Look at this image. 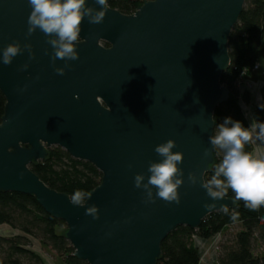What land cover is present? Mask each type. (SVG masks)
Returning a JSON list of instances; mask_svg holds the SVG:
<instances>
[{
  "label": "water",
  "instance_id": "1",
  "mask_svg": "<svg viewBox=\"0 0 264 264\" xmlns=\"http://www.w3.org/2000/svg\"><path fill=\"white\" fill-rule=\"evenodd\" d=\"M111 1L102 23L82 20L79 59L58 75L54 68L65 61L53 65L48 37L39 29L26 35L28 0H0V50L18 41L33 53L0 63V192L33 196L64 221L75 257L88 264H156L176 227L196 229L210 213L234 207L233 199H213L202 185L215 161L214 110L230 99L220 82L230 65L228 41L246 0H148L128 13ZM86 5L101 7L95 0ZM169 139L172 151L183 154L179 203H144L134 175L147 182L149 162L162 159L155 146ZM52 146L101 173L83 205L30 168ZM93 204L98 219L85 215Z\"/></svg>",
  "mask_w": 264,
  "mask_h": 264
},
{
  "label": "trees",
  "instance_id": "2",
  "mask_svg": "<svg viewBox=\"0 0 264 264\" xmlns=\"http://www.w3.org/2000/svg\"><path fill=\"white\" fill-rule=\"evenodd\" d=\"M148 0H116L110 3L124 13L136 11ZM264 0H246L237 23L232 28L228 53L229 67L222 72L220 82L230 92V99L219 104L213 114L215 135L217 125L225 117L240 121L245 128L249 124L241 108V102H250L249 90L240 91L237 81L242 71L248 72L259 61L260 51L264 59ZM263 48V49H262ZM5 98L0 92V118L3 115ZM264 81L260 87V102L255 106L257 122H264ZM244 151L251 153L253 144H245ZM214 165L204 176L207 184L221 163L223 150L214 147ZM39 178L46 184L64 191L69 197L79 190L89 193L101 181V173L91 163L75 159L59 146L48 149L45 159L30 164ZM221 179H223L221 177ZM234 200V207L227 211L207 215L196 228L178 226L161 243V256L156 264H200L201 255L193 245L194 236L209 239L221 234L228 226L237 225L238 231L230 240L219 243L218 264H264V252L255 255L258 242H264V205L255 209L245 206L226 189ZM235 216V219L233 217ZM6 224L19 234L5 237L0 235V264H45L41 256L29 248V237L38 239L42 247L54 252L62 264H88L74 255V248L59 229L66 226L44 211L33 196L18 192H0V225Z\"/></svg>",
  "mask_w": 264,
  "mask_h": 264
},
{
  "label": "clouds",
  "instance_id": "3",
  "mask_svg": "<svg viewBox=\"0 0 264 264\" xmlns=\"http://www.w3.org/2000/svg\"><path fill=\"white\" fill-rule=\"evenodd\" d=\"M28 3L31 12L27 19L26 35L31 36L39 29L48 37L47 43L53 49V65L56 59L65 61L64 67H55L54 71L58 75H64L65 68L70 67L68 61L79 59L75 46L80 38L82 20L87 17L90 24L102 23L108 7L107 0H95L101 6L99 10L87 6L86 0H28ZM24 50L28 51L29 59H32L31 44L25 43L23 48L18 41L7 44L0 50V63L10 65L13 58ZM27 67L28 64H24L22 70ZM217 127V133L209 139L212 146L223 150V157L211 180L202 185L207 190V195L216 199L225 195L226 189H231L236 199L242 200L246 207L255 209L264 205V152L257 151L253 155L244 151L245 144L249 142L264 143V122H253L249 128H245L240 121L225 117ZM174 147L176 143L172 139L155 146V153L162 159L159 162H149L147 172L150 175L146 183H143L144 174L134 175V187L144 190V203H154L156 199L179 203L177 190L183 183V171L177 165L182 162L183 154L173 152ZM207 155L208 150L205 149L204 156ZM188 180L195 184L196 176L189 173ZM153 187L156 189L155 195ZM86 198H90L89 194L77 190L70 201L73 205H83ZM85 215L98 219V207L95 204L88 206Z\"/></svg>",
  "mask_w": 264,
  "mask_h": 264
},
{
  "label": "rangeland",
  "instance_id": "4",
  "mask_svg": "<svg viewBox=\"0 0 264 264\" xmlns=\"http://www.w3.org/2000/svg\"><path fill=\"white\" fill-rule=\"evenodd\" d=\"M260 69L259 73L264 72V60L260 57ZM253 90L256 88L259 81H252ZM238 86V85H237ZM249 112V111H248ZM249 125L254 122V117L250 114L248 115ZM239 227L237 225L228 226L221 234L211 237L209 239H200L197 236L192 238L193 245L198 249L201 255V263L200 264H218L217 256H218V247L219 243L222 240H230L233 235L238 231ZM66 230V226L59 229L60 232H64ZM19 234L18 230L12 229L6 224L0 225V235L5 237H10L13 235ZM29 248L34 252L38 253L43 259L45 264H61V259L58 258L53 251L46 247H42L39 243L38 239L29 237ZM264 252V242H258L255 245L254 254L261 255Z\"/></svg>",
  "mask_w": 264,
  "mask_h": 264
},
{
  "label": "crops",
  "instance_id": "5",
  "mask_svg": "<svg viewBox=\"0 0 264 264\" xmlns=\"http://www.w3.org/2000/svg\"><path fill=\"white\" fill-rule=\"evenodd\" d=\"M262 47H264V42L262 43ZM263 49V48H262ZM260 57H262V52L260 51V56H259V61L256 64V68H252L250 69L247 73H246V77L252 82V81H259V84H257L256 88L253 90V88L249 91L250 92V102L248 104L242 103L241 102V108L242 111L246 117V120L249 124V118L248 115L250 114V116L252 115L254 117V122H257V119L255 117V106L260 102V87L264 81V72L259 73L258 70L260 69V65L262 63H260ZM264 60V59H263ZM249 111V112H248ZM250 126V125H249ZM253 151L252 154L255 155L257 153V151L260 152H264V143H261L259 141H256L255 143H253ZM202 260H200L201 263ZM62 264V263H61Z\"/></svg>",
  "mask_w": 264,
  "mask_h": 264
},
{
  "label": "built area",
  "instance_id": "6",
  "mask_svg": "<svg viewBox=\"0 0 264 264\" xmlns=\"http://www.w3.org/2000/svg\"><path fill=\"white\" fill-rule=\"evenodd\" d=\"M254 68H256V65L254 66ZM246 71H242L241 72V75L237 81V85L238 87L240 88V91H243V90H251L252 89V82L246 77Z\"/></svg>",
  "mask_w": 264,
  "mask_h": 264
},
{
  "label": "flooded vegetation",
  "instance_id": "7",
  "mask_svg": "<svg viewBox=\"0 0 264 264\" xmlns=\"http://www.w3.org/2000/svg\"><path fill=\"white\" fill-rule=\"evenodd\" d=\"M113 1H116V0H113ZM113 1H111V2H113ZM111 2H109L108 4H110ZM102 44L105 45V46H108V44L105 43V42H103Z\"/></svg>",
  "mask_w": 264,
  "mask_h": 264
}]
</instances>
